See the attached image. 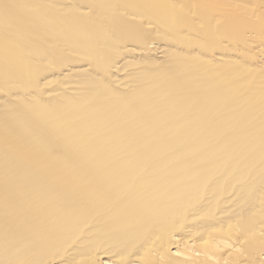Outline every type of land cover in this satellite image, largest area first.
<instances>
[{"label": "bare ground", "instance_id": "6f19581e", "mask_svg": "<svg viewBox=\"0 0 264 264\" xmlns=\"http://www.w3.org/2000/svg\"><path fill=\"white\" fill-rule=\"evenodd\" d=\"M0 264H264V0H0Z\"/></svg>", "mask_w": 264, "mask_h": 264}]
</instances>
